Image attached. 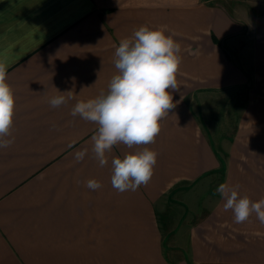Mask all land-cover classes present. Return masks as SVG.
<instances>
[{"label":"crops","instance_id":"0c3cea01","mask_svg":"<svg viewBox=\"0 0 264 264\" xmlns=\"http://www.w3.org/2000/svg\"><path fill=\"white\" fill-rule=\"evenodd\" d=\"M226 6L0 0V62L16 100L5 137L14 142L0 148V264H264V224L255 213L235 223L216 192L239 184L264 198V163L237 165L241 143L264 159V134L240 135L264 126V12ZM144 24L167 25L181 44L178 103L153 143L117 144L101 167L97 125L71 111L107 91L116 47ZM58 90L71 98L52 108ZM145 148L158 153L152 178L118 192L112 159ZM90 179L102 187L87 188Z\"/></svg>","mask_w":264,"mask_h":264},{"label":"clouds","instance_id":"9594fccd","mask_svg":"<svg viewBox=\"0 0 264 264\" xmlns=\"http://www.w3.org/2000/svg\"><path fill=\"white\" fill-rule=\"evenodd\" d=\"M175 35L167 25L139 26L131 36L121 39L115 49L114 64L118 71L107 91L77 102L72 108L73 117L79 116L97 125L92 150L101 167L108 163L106 153L117 144L131 149L153 143L161 130L160 121L176 107L178 101H173L172 92L179 90L177 74L182 56L181 44L174 39ZM8 66L0 62V148L14 142V138L5 139L11 136L16 103L13 89L7 83ZM58 92L59 95L49 100L52 108L60 107L71 98V91ZM86 152L85 149L76 153L77 162ZM157 156L156 151L145 148L112 159V186L123 193L147 185L154 174ZM86 187L98 190L102 184L90 179ZM216 192L225 201L223 209L233 212L235 223H243L255 213L264 224V198L253 201L241 195L239 184L221 183Z\"/></svg>","mask_w":264,"mask_h":264},{"label":"rangeland","instance_id":"374dc122","mask_svg":"<svg viewBox=\"0 0 264 264\" xmlns=\"http://www.w3.org/2000/svg\"><path fill=\"white\" fill-rule=\"evenodd\" d=\"M210 2H215V3H221L223 5H227L226 8L231 12H234V14L239 15V16H246L247 13L249 12V8L252 9L254 12H264V0H209ZM225 130H229V128L226 127V124L224 125ZM243 131H241V136L242 137H254V136H260V134H264V126L260 128H253V127H241ZM245 129V130H244ZM224 132V131H223ZM226 132V131H225ZM240 136V137H241ZM246 144V143H245ZM248 145V144H247ZM253 147L257 146L260 147L258 143H252ZM244 144L241 143V152L239 154V159L237 160V165H245V166H260L262 165L261 163H264V159L260 158L259 154L256 152L250 150L247 148L246 151L243 149ZM249 147L251 145L249 144ZM246 148V146H245ZM243 151V152H242ZM256 159L258 160V163H255ZM160 219L163 221L161 214Z\"/></svg>","mask_w":264,"mask_h":264},{"label":"trees","instance_id":"16d2710c","mask_svg":"<svg viewBox=\"0 0 264 264\" xmlns=\"http://www.w3.org/2000/svg\"><path fill=\"white\" fill-rule=\"evenodd\" d=\"M214 39V38H213ZM214 41H215V39H214ZM216 42V41H215Z\"/></svg>","mask_w":264,"mask_h":264}]
</instances>
